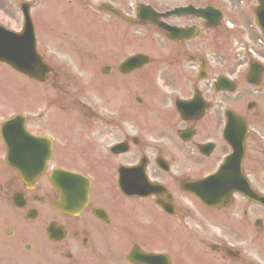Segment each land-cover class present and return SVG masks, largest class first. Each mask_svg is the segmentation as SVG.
<instances>
[{"label":"flooded vegetation","instance_id":"obj_1","mask_svg":"<svg viewBox=\"0 0 264 264\" xmlns=\"http://www.w3.org/2000/svg\"><path fill=\"white\" fill-rule=\"evenodd\" d=\"M97 1L103 10L97 13L104 31L98 111L86 102L71 101L66 91L62 96L70 100L61 102L57 121L48 118V111L42 113L39 105L19 111L31 114H20L25 116L24 129L44 139L42 145L28 140L16 127L11 128L6 144L1 135L6 120H0V264L9 257L20 264H26V259H39L38 264H58L53 259L64 264H111L114 252L122 247L115 243L124 238L133 242L131 247L143 248L140 243L148 241L154 216H174L172 229L177 231L188 216H229L203 205L187 193L184 184L209 177L229 154L221 138L228 105L247 100L246 105L235 106L248 127L243 163L249 126L264 118L259 104L249 101L264 98V38L255 24L256 1ZM0 3L6 8L3 0ZM85 3L86 9L92 6L90 0ZM202 10L206 11L204 19L199 14ZM121 13L130 19L126 22ZM121 23L139 27L140 32L132 31L130 36L115 32ZM186 32L196 36L185 38ZM114 35L119 44L106 53L114 46ZM134 55L146 56L147 63L139 69L121 70L122 62ZM219 77L232 80L235 90L240 89L239 97L222 91L225 85L219 89ZM178 102L195 104L182 111L183 118ZM200 107L205 108L198 116ZM10 110L7 101L0 103L1 115ZM70 140L82 141L81 150H70ZM50 141L51 158L44 172L34 175L31 186V175L20 176L9 166V157L26 173H34L44 154L42 146ZM120 167L134 170L124 175L127 183L123 181L133 197L119 189ZM58 170L89 173L93 179L82 212L60 213L53 208L59 194L50 178ZM149 183L156 187L150 192ZM193 206L195 212H191ZM127 222L133 233L125 227ZM51 225L59 231L56 240L48 237ZM59 234H63L61 239ZM111 234L120 235L121 240ZM190 234L196 255L206 261L233 263L228 256L240 257L222 246L207 245L200 233ZM165 250L174 264V253Z\"/></svg>","mask_w":264,"mask_h":264},{"label":"rangeland","instance_id":"obj_2","mask_svg":"<svg viewBox=\"0 0 264 264\" xmlns=\"http://www.w3.org/2000/svg\"><path fill=\"white\" fill-rule=\"evenodd\" d=\"M90 1L92 4L98 3L97 0ZM18 3L19 0H11L10 11H2L0 6V15L8 17L9 22L7 23L4 21L2 18L4 16L0 17V21H4L3 24H6L9 29L15 30L20 25L19 22L22 19V15L17 8ZM83 6V0H43L41 8H38V5L35 9L32 8L34 9L32 16H35V10H41L40 17L33 18L36 39L39 41L38 50L41 54L48 56L46 57L47 60L50 57L51 61L48 60L47 62L55 71H59V74H62L63 78L60 82L63 87L66 88L64 90L72 99L71 101H80L81 103L87 102L89 105H93L96 110L98 106L95 103V100L100 92H97L94 89V86L101 91L99 88L100 83L98 82L99 77L97 71L103 63V56L101 54V48L103 49V46L101 45L100 40L104 36V31H102L99 24V15L94 13L92 9L89 10V26H85L87 21L85 22ZM6 8H3V10ZM115 30L117 33L124 35H129V33H131V28L124 24L115 26ZM112 43L114 46L106 50V53L113 52L115 47L119 44L118 36L114 35ZM119 58L120 57H117V59ZM83 59H87V61L85 62ZM1 68L9 70L3 65H0V70ZM4 69L1 70V79H3L4 85L8 84L6 85L8 89L11 91H17L19 88H23L26 90L27 94H29L28 92L31 93L35 91L34 86L25 87L24 84L26 83L24 82H27V80L23 79V81H21V78L13 74L12 71L9 72ZM90 72L95 74V79ZM52 84L53 82H48L46 85H38L36 97H39L40 99L42 97V100L37 98L35 100L38 104H42V109L50 107V109L55 110L56 106H59L58 100H70L58 96L55 102L45 103V101L50 98L53 99L57 95V93L51 92L50 86H52ZM55 85L58 86V84ZM90 94L94 97L93 100H90ZM61 105L63 104L61 103ZM73 107L78 110L76 105H73ZM150 129L153 130V128ZM253 130L258 132V127L254 126ZM249 152L250 154H253V151ZM262 159L260 152H254L252 161ZM251 170L252 169H248L247 171L254 181L252 182L255 186L254 188L262 192V190H264V173L259 171L258 166L255 167L254 171ZM239 202L240 201L237 203ZM242 207L239 212H243V210H241ZM254 210L256 209L253 206H249L247 210L248 216H240L243 223L244 221L246 222L244 225H237L240 221L237 216H230V219L233 222L231 226L229 224L227 226H221L219 224L215 225V223L211 221H200L198 216L188 217L185 222L189 228L209 229L211 233L216 234L218 237L224 235L230 242L245 244L246 260L242 264H248V261L253 264H257V261L264 264V244L261 241L264 239V215L256 213ZM235 211L236 208H233L230 213ZM207 217L219 222V216ZM257 219L262 222L261 228L254 227V222ZM173 223L174 220L172 219H163L161 221V224L164 227L163 229L154 225L150 230L154 236L151 237V235H149L148 242L145 244L146 247L148 245V249L150 250L170 249L171 253H174L175 264H214L213 262L206 261L204 256L200 257L199 255H196L198 249L196 246L192 248L190 240L183 243L178 236L179 231L172 229ZM234 226H236V229ZM239 232L246 237H249L245 238ZM172 247H178V249L175 250ZM190 255H193V259H190Z\"/></svg>","mask_w":264,"mask_h":264},{"label":"water","instance_id":"obj_3","mask_svg":"<svg viewBox=\"0 0 264 264\" xmlns=\"http://www.w3.org/2000/svg\"><path fill=\"white\" fill-rule=\"evenodd\" d=\"M262 13H264V11H262ZM259 20L263 22L262 28L264 30V18L260 17ZM27 28L30 29L29 26H27ZM8 44L11 46L9 50L5 48L0 49V56L3 57V62L9 64L14 69L22 70L27 75H30V77H35L38 75L36 73H44L46 71V67L35 52V44L31 29L26 35L17 36L0 28V46L6 47ZM234 152L237 153L235 149ZM233 189H240L244 193L250 194L246 186H234L228 189L226 194L229 195ZM248 196L249 198L253 197L255 199L252 195ZM256 200L259 201L258 198H256Z\"/></svg>","mask_w":264,"mask_h":264}]
</instances>
